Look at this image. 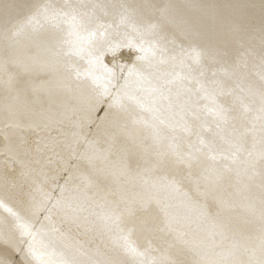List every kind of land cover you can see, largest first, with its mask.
<instances>
[{
  "label": "snow or ice",
  "instance_id": "6c2138e0",
  "mask_svg": "<svg viewBox=\"0 0 264 264\" xmlns=\"http://www.w3.org/2000/svg\"><path fill=\"white\" fill-rule=\"evenodd\" d=\"M85 7L82 4L59 7L54 4L43 5L28 18L26 24H39L40 19H43L56 28L66 26L67 36L71 37L62 42L70 46V51L66 54L74 55L87 64L83 72L73 66L75 80H87L91 85L90 96L84 98L80 132L74 135H79L87 145V152L81 154L80 158L87 160L95 171H105L96 169L95 165H108L115 157L109 175L119 185L120 196L119 200L105 199L103 205L107 209L104 215L105 227L113 236V245L107 250L96 249L84 260L63 251L57 252L50 243L45 242L47 229L43 224L40 229H36L33 222L38 215L46 214V222H51L54 216H60L69 223H74L80 219L94 197L74 184L75 169L70 166V162L63 167H52L49 157L46 163H41L39 157L54 150V146L44 142L31 146L26 138L9 134V129H22L25 125L19 118L20 112L6 106L3 143L0 144V208L7 215L0 217V225L4 226L3 231H0V244L22 253L24 258L16 262L3 257L0 258V264H36L37 261L39 264H264V172L260 174L258 237L231 240L227 248L219 252L215 250L217 246L214 243L201 241L200 244H194L187 239L181 218L172 211L168 202L171 197L166 194L180 193L189 206L197 209L203 219L212 223L214 231L208 239L212 240L215 235L223 237L230 226V220L224 213L232 210V205L218 197L217 193L222 190L220 174L215 167L201 166V157L213 163L229 161L230 165L237 166V176H247L250 171L255 175L254 162L241 160L245 135L254 129L241 134L233 130L231 137L222 136L224 143L232 149L230 152L218 148L214 139H205L202 135H197L195 145H188L187 152L181 151L180 146L175 143L167 147L164 145L165 137L161 133V127H172L169 121L175 116L170 86L177 83L182 86L185 80L192 81L193 66L202 68L206 56L205 50L194 42L198 38L195 26L181 16L171 3L158 5L151 0L139 3L136 0H121L120 3L109 6L119 10V22L110 35L109 28L103 25L94 29L88 27L90 13L82 11ZM169 25L176 28L182 37L193 40L188 48L183 43L177 44L175 39L170 41L180 49L179 57L173 55L170 59L179 60L182 69L187 68L189 75H184L181 71L174 73L171 79L157 78L148 69L153 67V62H166L164 53L168 49L163 42ZM24 27L25 25H16L11 30H5V39L9 34L12 37L20 35ZM235 30L239 32L240 28ZM259 33L260 135L264 148V19ZM123 48L136 50L138 55L134 62H115ZM59 49L60 45L57 44L46 50L53 62L58 61L61 55ZM108 55L112 57L111 63L105 62ZM211 55L214 60L224 59L227 53L215 49ZM247 55L252 58L257 56L251 49ZM185 56L192 61L191 64L184 62ZM247 67V62H240L232 67L231 72L224 69V73L226 76L239 75L243 78L245 73L242 70ZM0 70L8 73L7 59L0 63ZM201 75L203 76V72ZM7 83L10 88L15 87L11 79ZM196 83L197 91L203 94L200 98L208 102L203 111L205 116L213 118L216 128L214 135H219L223 131L222 126L234 119V106L238 105L245 114L253 111L256 91L251 86L247 89L240 88L241 94L236 95L233 106L230 107L221 100L226 94L223 91L224 81L213 80L210 84H205L196 80ZM186 91L190 92L191 89ZM139 93H145L146 98ZM227 95H233V92L229 91ZM129 103H135L144 111L152 113V144L126 135L124 142L117 147L113 136L107 151L98 149L99 140H89L84 134V126L94 122V114L103 110L104 116L99 117L100 124L97 125L98 132L106 122L114 128L121 127L122 117L129 112ZM105 104L106 108H101ZM190 115L200 119L196 110H192ZM181 120L183 131L192 135V125L184 116ZM27 127L34 130L39 125L29 124ZM202 130L213 133L212 125L208 123L202 125ZM113 148H116L115 152L112 151ZM59 159L57 154V161ZM260 161L264 164V151L261 152ZM17 168L18 175L15 174ZM228 170L231 171V167ZM133 178L137 183L130 186L127 181ZM185 181L195 187L196 199L185 190ZM26 183L29 186L24 191ZM212 203H215L216 211L212 210ZM249 210L255 214L253 206L250 205ZM190 255L194 258L189 259Z\"/></svg>",
  "mask_w": 264,
  "mask_h": 264
},
{
  "label": "bare ground",
  "instance_id": "6f19581e",
  "mask_svg": "<svg viewBox=\"0 0 264 264\" xmlns=\"http://www.w3.org/2000/svg\"><path fill=\"white\" fill-rule=\"evenodd\" d=\"M120 2L121 0H0V63L5 59L9 61L8 73L5 74L0 70V144L3 143L6 122L5 107L9 106L20 112L19 118L25 125L22 129L15 127L9 129V134L26 138L31 146L41 142L54 146V150L39 157L42 164L46 163L49 157L52 160V167H63L70 162V166L75 169L74 184L94 199L88 203L86 211L74 223H69L60 216H54L51 222H46L44 219L46 214L38 215L33 222L36 229L44 225L47 229L45 242L50 243L57 252L63 251L65 254L76 255L84 260H87L96 249L107 250L113 245V236L105 227L104 215L107 209L103 205L105 199L119 200V185L109 175L115 157L108 165L104 163L95 165L96 169H105L101 172L95 171L87 160L80 158L81 154L87 152V145L79 135L74 134L80 132V118L85 108L84 98L90 96L91 85L87 80L77 81L74 78L73 66L83 72L87 64L74 55L66 54L70 51V46L62 42L71 39L67 36V27L56 28L43 19H40L39 24L33 25H27L26 21L43 5L54 4L59 7L67 4H82L86 6L82 11L90 13L88 27L94 29L103 25L109 28L111 35L119 22V10L109 6ZM136 2H144V0H136ZM151 2L158 5L164 3L175 5L177 12L195 26L198 38L194 42L206 52L203 67L193 66L192 81L185 80L182 86L179 83L170 86L175 116L169 121L172 127H161V133L165 137V147L175 143L180 146L181 151L187 152L188 145H195L197 135H202L205 139H214L218 148L230 152L232 149L224 143L222 136L231 137L233 130L241 134L248 129H254L245 135L241 160L254 162L255 175L250 171L247 176H237V166L230 165L229 161L221 160L213 163L201 157V166L215 167L220 174L222 190L217 193L218 197L229 201L232 205V210L224 213L230 220L225 236L215 235L209 240L208 237L214 231L212 223L203 219L197 209L189 206L180 193L166 194L171 197L168 202L172 206V211L181 218L183 230L187 233L186 238L194 244H200L201 241L214 243L217 246L215 250L219 252L227 248L231 240H240L248 236L255 238L259 235V185L260 174L264 172L260 155L264 148L260 135L261 69L258 54L261 50L259 29L264 19V4L262 0H151ZM94 5L105 7L94 8ZM16 25H25L24 30L18 36L12 37L9 34L5 39V30H11ZM238 27L239 32L235 30ZM103 30L102 28L101 31ZM173 39L177 44L183 43L185 48L193 43L191 38L182 37L176 28L169 25L163 42L168 49L164 53L166 62L163 64L153 62V67L148 69L157 78L171 79L174 73L181 71L184 75H189L188 69H182L179 60L170 59L173 55L178 57L180 55V49L170 43ZM57 44L60 45L61 55L58 61L53 62L46 50ZM215 49L226 52L227 56L224 59L214 60L211 53ZM250 49L255 51L256 58L247 55ZM137 55L135 49L123 48L115 62L130 64L136 60ZM183 59L186 64L192 63L186 56ZM111 60V55L105 57L106 63H111ZM240 62L248 64V67L242 70L245 73L243 78L239 75H225L224 69L231 72L232 67ZM9 79L13 81L14 88L9 87L7 83ZM196 80H201L205 84H210L213 80L224 81L223 91L226 94L221 100L230 107L233 106L236 95L241 94L240 88L247 89L251 86L256 91L253 111L245 114L238 105L234 106L232 112L234 119L222 126L223 131L219 135H214L215 123L211 116H205L203 109L208 102L200 98L203 94L197 91ZM229 91H232L233 95H227ZM139 95L146 98L145 93ZM101 108H106V104ZM192 110L197 111L200 119L190 115ZM103 116L104 111H98L93 116L94 122L86 124L83 129L89 140H99L98 149L107 151L113 136L116 138L117 147L124 142L126 135L146 144H152L153 130L150 127L153 122L152 113L144 111L137 104L129 103V112L122 117L121 127L114 128L106 122L98 132L99 117ZM182 116L192 125V135H188L181 128ZM204 123L212 125L213 133L202 130ZM29 124L39 127L29 130L27 127ZM112 151L115 152L116 148ZM57 154L60 157L59 161ZM229 167L231 171L228 170ZM18 173L17 168L15 174ZM60 183H63L62 179ZM127 183L131 186L137 181L133 178ZM28 186L26 183L23 190L27 191ZM184 187L194 199L197 198L193 185L185 181ZM200 199L202 201V198ZM250 205L255 209L254 215L249 210ZM211 207L216 211L215 203H212ZM5 215L7 214L4 209L0 208V217ZM3 227L0 225V231H3ZM24 247L27 249L26 244ZM3 257L16 262L24 258L22 253L0 244V258ZM188 258L194 257L190 255ZM36 264L39 262L37 261Z\"/></svg>",
  "mask_w": 264,
  "mask_h": 264
}]
</instances>
